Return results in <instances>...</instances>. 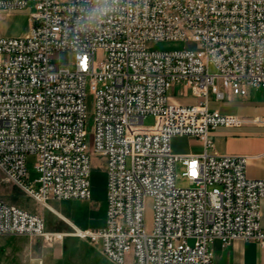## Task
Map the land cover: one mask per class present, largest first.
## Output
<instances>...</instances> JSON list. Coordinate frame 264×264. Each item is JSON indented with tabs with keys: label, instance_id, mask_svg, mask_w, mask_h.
Returning <instances> with one entry per match:
<instances>
[{
	"label": "built area",
	"instance_id": "1",
	"mask_svg": "<svg viewBox=\"0 0 264 264\" xmlns=\"http://www.w3.org/2000/svg\"><path fill=\"white\" fill-rule=\"evenodd\" d=\"M30 31L0 34V172L42 204L90 198L85 97L93 95V151L106 158V220L72 234L100 244L115 264H212L210 243L253 240L264 250V178L246 175V156L207 153L208 132L243 118L208 105L264 88V0H0L25 8ZM93 7L110 10L88 22ZM151 40H188L195 48L153 50ZM68 50L74 68L52 57ZM103 56L95 60L96 51ZM215 72L209 71V66ZM189 88L194 103L169 91ZM147 115L153 125L143 124ZM264 125V116L251 120ZM174 136L202 141L200 154L173 151ZM34 157L36 176L27 170ZM187 184L175 182L176 167ZM151 198L150 229L143 221ZM40 236L43 217L0 199V235Z\"/></svg>",
	"mask_w": 264,
	"mask_h": 264
},
{
	"label": "rangeland",
	"instance_id": "2",
	"mask_svg": "<svg viewBox=\"0 0 264 264\" xmlns=\"http://www.w3.org/2000/svg\"><path fill=\"white\" fill-rule=\"evenodd\" d=\"M35 10L34 2L30 1L23 9H15L10 12L0 11V34L4 37H23L29 33L32 22L31 13ZM146 47L153 50H173L183 48H195V43L188 40H151ZM103 52L98 50L94 57L99 61ZM54 61L62 68H74V55L71 51L62 50L52 55ZM209 71L215 72L213 65ZM85 97V131L88 152L90 153V190L88 199H55L49 198L46 204H42L30 196L22 187L8 181L0 172V199L41 215L48 231L64 232L66 235L61 240L48 241L40 236L3 234L0 235V264H115L109 260L100 250V244L89 242L80 238L68 229L65 222L57 218V211L67 217L78 227L85 229H98L103 222L106 200V158L94 153L93 136V95L89 82L86 84ZM170 93V91H169ZM260 104H264V95L258 96ZM210 107H218L221 111L233 112L235 104L229 98L216 101L214 95H209ZM156 119L147 115L143 124L151 126ZM34 157L28 156L26 161L30 178L36 176L34 169ZM175 182L179 186L187 184L181 175V168L176 167ZM152 199L147 198L143 213V221L146 229H150L153 219ZM96 247V248H95ZM106 260V261H104ZM130 256H126L125 264H130Z\"/></svg>",
	"mask_w": 264,
	"mask_h": 264
},
{
	"label": "crops",
	"instance_id": "3",
	"mask_svg": "<svg viewBox=\"0 0 264 264\" xmlns=\"http://www.w3.org/2000/svg\"><path fill=\"white\" fill-rule=\"evenodd\" d=\"M181 90L182 85H175L170 91L174 101L183 104L196 101L189 88L186 89L185 95L181 94ZM262 95H264V88H249L245 96H230L229 101L235 104L233 112L210 107L208 101L210 109L237 115L244 121L239 126H217L210 129L208 135L212 140V147L206 149L207 153L245 155L247 159L245 171L249 178H264V125L251 121L256 116H264V104H260L258 97ZM171 145L173 151L179 154H200L204 151L202 141L193 136H174L171 139ZM261 209L262 224H264V200H262ZM54 212L59 220L67 224L70 231L73 230V226L85 229L78 227L57 211ZM105 220L106 200L103 222L99 228L105 226ZM209 247L212 252V264H264V250H261L253 240L234 239L223 244L215 239Z\"/></svg>",
	"mask_w": 264,
	"mask_h": 264
},
{
	"label": "clouds",
	"instance_id": "4",
	"mask_svg": "<svg viewBox=\"0 0 264 264\" xmlns=\"http://www.w3.org/2000/svg\"><path fill=\"white\" fill-rule=\"evenodd\" d=\"M110 9L107 7H93L88 13V22H95L101 19Z\"/></svg>",
	"mask_w": 264,
	"mask_h": 264
}]
</instances>
